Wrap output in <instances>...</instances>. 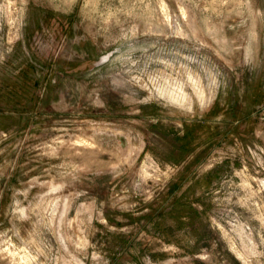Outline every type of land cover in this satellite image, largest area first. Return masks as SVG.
Instances as JSON below:
<instances>
[{
  "label": "rangeland",
  "instance_id": "rangeland-1",
  "mask_svg": "<svg viewBox=\"0 0 264 264\" xmlns=\"http://www.w3.org/2000/svg\"><path fill=\"white\" fill-rule=\"evenodd\" d=\"M0 264H264V0H0Z\"/></svg>",
  "mask_w": 264,
  "mask_h": 264
}]
</instances>
